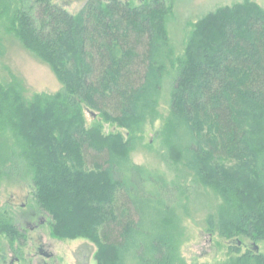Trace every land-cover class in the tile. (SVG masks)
Segmentation results:
<instances>
[{"label": "trees", "instance_id": "16d2710c", "mask_svg": "<svg viewBox=\"0 0 264 264\" xmlns=\"http://www.w3.org/2000/svg\"><path fill=\"white\" fill-rule=\"evenodd\" d=\"M171 12V0H88L75 14L54 0H0L6 30L63 85L26 100L0 81V138L14 136L53 234L94 239L99 264L174 261L168 222L178 208L190 215L187 189L134 163L135 138L114 147L84 118L97 111L135 131L153 117L169 70L170 144L182 146L178 160L225 202L209 226L228 239H264V10L248 2L208 13L177 57ZM7 216L0 226L13 234ZM233 250L236 264H264V254Z\"/></svg>", "mask_w": 264, "mask_h": 264}, {"label": "rangeland", "instance_id": "374dc122", "mask_svg": "<svg viewBox=\"0 0 264 264\" xmlns=\"http://www.w3.org/2000/svg\"><path fill=\"white\" fill-rule=\"evenodd\" d=\"M87 1L54 0L74 14ZM124 1L138 4L141 0ZM248 2L256 3L264 10V0H171L172 12L167 27L175 56H182L186 51L193 23L220 7ZM244 8L245 14L251 11L249 7ZM4 23L5 20L0 18V81L5 86L19 88L26 100L37 93L59 92L63 85L52 66L28 50L6 30ZM173 78L174 71L169 70L159 105L155 113H150L154 119L149 116L135 131L118 122L102 120L99 112L88 110L84 114L87 127L97 128V132L107 137V143L118 148L122 142L135 138L129 150L134 163L164 171L171 179L179 177L187 189L190 215L178 208V216L168 222L173 232L172 264H236L235 247L240 248L238 255L248 250L264 254V239L255 241L242 235L228 239L209 226V215L216 214L225 202L220 193L211 186H203L195 174L185 168L184 158L178 160L176 150L182 146L170 144ZM9 136V139L0 138V224L8 213L18 230L15 228L10 234L4 225L0 226V264H99V245L94 239L53 234V219L36 199L31 168L20 155V149L15 147L14 136ZM257 199L263 206L264 198L258 194ZM247 204H251L250 200ZM40 247L53 253V257L48 259L41 255Z\"/></svg>", "mask_w": 264, "mask_h": 264}, {"label": "flooded vegetation", "instance_id": "af4514ba", "mask_svg": "<svg viewBox=\"0 0 264 264\" xmlns=\"http://www.w3.org/2000/svg\"><path fill=\"white\" fill-rule=\"evenodd\" d=\"M39 252L41 255H44L46 258L51 259L53 257V253L47 252L43 247L39 248ZM41 264H48L47 262L41 263Z\"/></svg>", "mask_w": 264, "mask_h": 264}]
</instances>
